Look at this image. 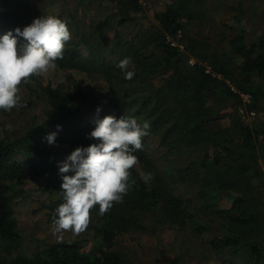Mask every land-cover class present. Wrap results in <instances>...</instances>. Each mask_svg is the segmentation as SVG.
<instances>
[{"label": "trees", "instance_id": "trees-1", "mask_svg": "<svg viewBox=\"0 0 264 264\" xmlns=\"http://www.w3.org/2000/svg\"><path fill=\"white\" fill-rule=\"evenodd\" d=\"M117 3L119 9L111 16L118 20L98 22L111 37L78 34V43L66 44L63 57L55 62L107 85L92 107L94 113L88 117L85 109L86 82L70 76L69 87L44 89L45 121L34 120L23 137L0 136V251L6 258L0 264H127L124 255L113 249L116 239L147 228L148 220L153 231L171 226L199 236L210 234L213 254L224 257L228 252L234 258L224 264H260L264 121L249 124L238 110L264 111V39L247 42L239 33L218 50L189 37L187 25L193 13L186 0L156 13V25L139 29L136 25L135 32L126 33L143 6L140 0ZM0 16V24L11 21L21 30L33 22L23 0H0ZM125 58H131L132 80L117 67ZM191 58L194 65L188 63ZM243 95L249 97L248 104ZM228 110L230 125L221 127ZM105 116L132 117L140 125L147 121L150 129L142 150L134 153L138 163L129 178L134 183L122 201L113 202L103 214L99 205L90 210L89 224L81 232L95 231L96 248L86 253L84 242L76 241L39 247L32 256L22 252L25 238L14 211L15 198L25 191L19 184L32 178L57 194L49 207L53 220L63 202L59 165L75 149L96 143L89 134L95 121ZM58 125L62 131L56 145L50 146L45 137ZM148 172L154 178L145 183L141 177ZM224 193L232 198L228 209L219 206ZM243 255L247 259L241 261Z\"/></svg>", "mask_w": 264, "mask_h": 264}, {"label": "rangeland", "instance_id": "rangeland-1", "mask_svg": "<svg viewBox=\"0 0 264 264\" xmlns=\"http://www.w3.org/2000/svg\"><path fill=\"white\" fill-rule=\"evenodd\" d=\"M26 4L29 20L41 16L53 15L67 20L71 32V40L67 44L78 43V34L86 32L108 39L112 36L108 29L98 27V22L107 19L117 21L111 16L118 8L121 0H23ZM183 0H140L143 6L142 13L135 15L136 22L133 29L125 30L126 33L135 32L134 29L146 28L156 25L154 16L165 11L169 5L179 4ZM185 1V0H184ZM189 2L193 19L188 23L187 34L201 42H208L218 50H224L230 39L237 34H243L247 42L264 39V0H186ZM1 18V16H0ZM31 23H26L23 28ZM19 24L11 21L0 24V35L9 31L15 32ZM131 27V28H132ZM107 34V35H106ZM15 35V34H14ZM172 46L177 47L176 41L168 38ZM26 43L24 38L18 39V46ZM184 50L183 45H179ZM86 50H84V53ZM189 65H194L191 58ZM210 72V68L207 70ZM84 80L88 101L85 106L87 116L94 112L93 105L98 102L107 90V85L102 81H91L86 75L77 71L62 69L56 64L54 69L46 73L33 75L22 81L21 105L11 111L0 110V136L6 134L11 137H23L31 128L33 121L41 123L46 120V104L43 99L44 89L53 87L67 88L71 84L69 77ZM235 89V88H233ZM244 102L249 103V97L243 95ZM264 108V104H262ZM247 107L239 108L241 118L251 124L256 120L264 121V111L249 112ZM220 121L221 127L230 125L229 114ZM263 137V136H262ZM260 139H263V138ZM260 167L264 172V160H260ZM24 189V194L15 198V218L18 228L22 232L25 242L22 252L32 256L39 247L51 246L63 242H84V251L90 252L96 248L94 230L73 232L71 229L62 233L53 234V220L50 218L49 208L57 200V194L43 188L39 182L28 178L19 184ZM264 190V188H263ZM193 190H189L191 195ZM232 205V198L228 193L221 196L220 208L228 209ZM151 221H147L145 229L122 233L118 235L113 249L124 255L127 264H224L225 260H233L228 256H216L211 251L208 240L210 234L196 235L191 230H180L171 226L163 229L152 230ZM224 258V260H223ZM5 255L0 251V262L5 260ZM247 255L241 257V261ZM247 264H254L248 262ZM260 264H264V258Z\"/></svg>", "mask_w": 264, "mask_h": 264}, {"label": "clouds", "instance_id": "clouds-1", "mask_svg": "<svg viewBox=\"0 0 264 264\" xmlns=\"http://www.w3.org/2000/svg\"><path fill=\"white\" fill-rule=\"evenodd\" d=\"M68 21L57 16H41L23 28L0 35V110L11 111L21 105L22 81L40 75L56 67L64 49L71 40ZM18 37L26 43L18 46ZM131 58L117 65L126 80H132L135 72L128 70ZM101 109L97 108V112ZM150 124L142 125L132 117L105 116L95 121L89 134L92 143L75 149L59 165L62 177L63 202L57 207L53 219V234L71 229L83 231L89 224L90 210L99 205L103 214L113 202L122 201L131 187L130 169L138 163L134 154L142 150V139L149 134ZM57 131L45 139L48 145H56ZM72 175H67L68 173ZM145 183L154 177L151 172L141 177Z\"/></svg>", "mask_w": 264, "mask_h": 264}, {"label": "built area", "instance_id": "built-area-1", "mask_svg": "<svg viewBox=\"0 0 264 264\" xmlns=\"http://www.w3.org/2000/svg\"><path fill=\"white\" fill-rule=\"evenodd\" d=\"M233 90H235V89H233Z\"/></svg>", "mask_w": 264, "mask_h": 264}]
</instances>
